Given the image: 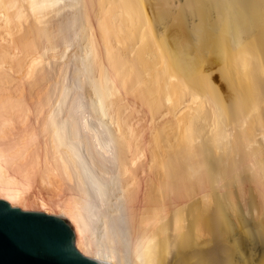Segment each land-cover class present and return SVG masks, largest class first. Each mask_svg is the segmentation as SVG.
<instances>
[{"label": "bare ground", "instance_id": "obj_1", "mask_svg": "<svg viewBox=\"0 0 264 264\" xmlns=\"http://www.w3.org/2000/svg\"><path fill=\"white\" fill-rule=\"evenodd\" d=\"M48 64L42 158L1 131L29 111L22 89L4 90L17 87L11 70L32 91ZM127 95L150 116L144 183ZM34 167L74 195L29 197ZM252 181L264 188V0H0V197L58 207L76 246L103 264H161L166 253L171 264H264V241L239 262L214 239L193 247L219 236L221 219L235 225L233 212L257 216L260 227L242 222L264 237Z\"/></svg>", "mask_w": 264, "mask_h": 264}, {"label": "rangeland", "instance_id": "obj_2", "mask_svg": "<svg viewBox=\"0 0 264 264\" xmlns=\"http://www.w3.org/2000/svg\"><path fill=\"white\" fill-rule=\"evenodd\" d=\"M71 47L68 49L67 53L71 52V50H72ZM49 64L47 65L48 68L46 66H44V68H47V70L51 68L53 70L52 66L49 67ZM47 70L43 71V69H42V71L44 73ZM52 70L51 71L48 70V72L50 71L52 76L47 80V82L42 81V83L36 84L34 86V88L32 89V91H31V89H29L28 83L25 82L22 78H19V73L14 71V70H11V73L13 75L15 74L14 75L15 77H18V78H16L17 79V87L14 88L15 90L13 88H10V89L5 88L4 89L5 91L7 90L10 92H15L16 94L19 93V91H21V89H22L24 91L23 97H25L27 102L29 101L31 103L30 104H29V102L27 103L29 106V111H27L26 114L14 115L12 120H11V124L9 126H7V128L5 130L1 131V135H3L2 140L4 142L8 141L9 143H11L12 141L24 140L28 145H30L31 149L35 148V150H37L39 152V154L42 158L45 157V153L47 152V146H48L47 139H46V137L42 131V122H43V118L45 116V108H43L42 110H39V108H38L39 105L37 102H40L42 104V101H43L45 95L47 94V92L49 90V88H48V86H50L49 82L53 83L54 82L53 79L56 78L55 69L53 70V72H52ZM54 73H55V75H54ZM51 79H52V81H51ZM126 97H128V98H126ZM126 97L125 98L129 101V104L132 105L130 107L131 112H132V116H133L132 121H134L133 123L136 126L138 124L137 127H139L141 129L142 137L144 138L143 141L146 144L145 156L143 157V161H142V165L145 167V170H144V173L143 172L141 173V182L144 183L146 178L149 176L146 161H148L147 155L149 156L148 138H149V133H150V116L148 115L149 113L146 110V107L144 105L142 107V105H140V103L138 101H136L134 97H132L130 95H127ZM131 99H133L134 103H130L132 101ZM135 103L137 104V106ZM144 128H147L148 130H146ZM143 130H146V131H143ZM17 170L19 171L20 168H17ZM38 170H39L38 167H34L35 173L33 174V177L30 180L29 187L26 189V194L29 195V197H38V196L44 197L47 201L52 202L53 200H56V199H61L63 201L69 200L74 195V188L68 179H64L60 175H57L55 182H52L51 184L45 183V182L41 181V179L39 177ZM15 173L19 174V172H16V171H15ZM257 184H258L257 181L251 182V186H252L254 192L257 194V197H260L261 196L260 192L264 193V188L262 185L260 187V183L258 184L259 186ZM141 188H142V185H141ZM244 194L247 195V191L244 192ZM142 195H143V189H141L139 191L138 198L140 199L142 197ZM139 202H140V200L137 199V204H139ZM16 204H18V206H20L21 208H24V209L44 210L46 212L52 211L51 213H54V214L61 213L59 208L55 207V206L44 207V206H41L37 203H31L30 201L27 202L26 204H23L21 202H16ZM239 214H240L239 212L238 213L233 212V214L231 215V219L234 222L233 224H235V225L231 226L228 224L229 225L228 226L227 222L225 220L221 219L220 220V226L223 228L221 231V234L219 236H217L216 231L211 232L208 230L209 232H207L206 236L208 237V239H212V240L205 242L203 244H200V245L193 244L194 245L193 247H197V246L207 247L208 244L212 245V242L214 239V240L218 241V243L221 246L227 248V251H226L227 252V258H229V259H232L234 261L239 262V261H242L245 259H252L254 257H255L254 260L256 258H258L260 256V253H261L258 251L261 248L257 245H260V246L263 245L262 242L264 241L263 236H262L263 240L259 237L262 235V233H259V231H260L259 227L260 226L257 225L258 224L257 221L259 219L257 216H252V217L250 216V218H253V220H252L249 218V216H248L249 214L247 213L246 214L247 215V217H246L247 222H246L245 220L243 221V219L241 218V216ZM254 217L257 218V221ZM240 218L242 220H240ZM248 218L251 220L252 223H255V221H256L257 223H255V225L259 226V227H255L254 224H252L255 227V229H254V227H253V229L258 231V232H252V233H256V234L259 233L261 235L258 236V234H257V235L253 236V234L252 235L249 234V233H251L250 230H249V233L247 232L248 228L246 230V227H247L246 224L248 223V221L250 222V220ZM242 221L244 223L246 222V224H245L246 226L243 225L244 223ZM69 224L71 225L70 222H69ZM251 236H252V238L253 237L254 238L252 239ZM255 236H256V238L259 237L257 239L258 240L260 239V241H257V239L254 240ZM250 238H251V240H253L255 242L251 241ZM258 242L260 244H258ZM180 248L182 249L183 247L181 246ZM167 255L168 254L166 253L165 256H163V259L160 260L161 264H171V262L169 261V255L168 256Z\"/></svg>", "mask_w": 264, "mask_h": 264}, {"label": "water", "instance_id": "obj_3", "mask_svg": "<svg viewBox=\"0 0 264 264\" xmlns=\"http://www.w3.org/2000/svg\"><path fill=\"white\" fill-rule=\"evenodd\" d=\"M0 264H103L75 244L62 216L24 209L0 197Z\"/></svg>", "mask_w": 264, "mask_h": 264}]
</instances>
